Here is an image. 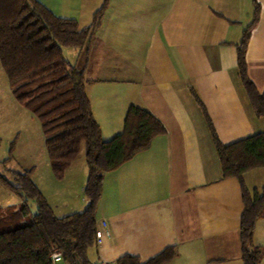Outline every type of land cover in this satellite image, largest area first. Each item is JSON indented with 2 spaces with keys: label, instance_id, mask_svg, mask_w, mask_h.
I'll use <instances>...</instances> for the list:
<instances>
[{
  "label": "crops",
  "instance_id": "0c3cea01",
  "mask_svg": "<svg viewBox=\"0 0 264 264\" xmlns=\"http://www.w3.org/2000/svg\"><path fill=\"white\" fill-rule=\"evenodd\" d=\"M256 1L258 20L245 60L261 92L264 0ZM102 2L43 4L86 27ZM252 13L253 0H108L88 41L81 48L63 47L64 56L83 70L102 139L122 131L130 105L146 108L165 128L147 149L104 173L96 222L105 219L109 226L101 227L89 261L114 264L123 254L146 261L174 246L175 254L163 264H242L239 184L221 177L207 119L192 91L222 142L264 130V117L253 112L237 76L236 46ZM42 160L43 169L31 177L54 213L83 210L84 149L61 179L53 175L47 151ZM244 177L250 189L259 188L264 168ZM253 242L263 248L258 264H264V217L256 222Z\"/></svg>",
  "mask_w": 264,
  "mask_h": 264
},
{
  "label": "trees",
  "instance_id": "16d2710c",
  "mask_svg": "<svg viewBox=\"0 0 264 264\" xmlns=\"http://www.w3.org/2000/svg\"><path fill=\"white\" fill-rule=\"evenodd\" d=\"M107 2L103 0L94 11L88 26L79 27L75 18L58 16L39 0H0V64L14 97L40 122L53 175L61 179L81 149L87 164L83 187L87 204L83 210L63 216L54 213L33 181L32 168L11 170L9 176L0 171V184L19 199L16 205L0 206V264H52L50 254L55 250L61 252L65 264H74L76 257L88 264V251L95 244L96 209L104 173L147 149L156 135L165 132L149 110L130 105L122 131L102 139L85 92L83 70L63 55V47L81 48L88 41ZM258 12L259 4L253 0L251 22L236 46V66L253 112L264 117V90L258 91L249 78L245 60ZM192 92L207 119L221 177H233L239 184L242 264H258L263 248L254 244L253 233L257 220L264 217V180L259 188L250 189L244 175L251 169L264 168V130L231 143L222 142ZM174 254V246H167L146 261L123 254L114 264H163Z\"/></svg>",
  "mask_w": 264,
  "mask_h": 264
},
{
  "label": "rangeland",
  "instance_id": "374dc122",
  "mask_svg": "<svg viewBox=\"0 0 264 264\" xmlns=\"http://www.w3.org/2000/svg\"><path fill=\"white\" fill-rule=\"evenodd\" d=\"M39 1L49 3L48 5H52L53 2L61 3V0ZM45 156L46 149L40 122L14 97L8 77L0 64V171L9 176L11 170H21L33 164L36 167L32 169V173L35 170L41 171L42 158ZM7 157L10 159L3 164L2 161ZM18 202V197L0 184V206L16 205ZM32 210H35L33 202ZM93 248L94 246L91 247Z\"/></svg>",
  "mask_w": 264,
  "mask_h": 264
},
{
  "label": "built area",
  "instance_id": "2783aa9c",
  "mask_svg": "<svg viewBox=\"0 0 264 264\" xmlns=\"http://www.w3.org/2000/svg\"><path fill=\"white\" fill-rule=\"evenodd\" d=\"M108 226L109 224L107 220L105 219H101L98 222H96V228H95V243L96 244L100 243L101 241V237H102L101 227H108ZM50 258H51L52 264H58L60 262L64 263L63 256L60 251H57V250L52 251L50 254ZM88 264H113V263L102 260V259H98V260L90 261Z\"/></svg>",
  "mask_w": 264,
  "mask_h": 264
},
{
  "label": "water",
  "instance_id": "95a60500",
  "mask_svg": "<svg viewBox=\"0 0 264 264\" xmlns=\"http://www.w3.org/2000/svg\"><path fill=\"white\" fill-rule=\"evenodd\" d=\"M74 264H83V263L78 257H76Z\"/></svg>",
  "mask_w": 264,
  "mask_h": 264
}]
</instances>
